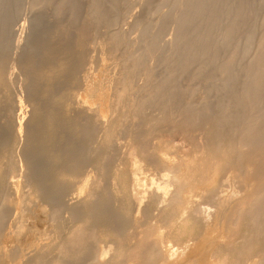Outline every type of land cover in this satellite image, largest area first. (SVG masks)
<instances>
[{"label": "bare ground", "instance_id": "bare-ground-1", "mask_svg": "<svg viewBox=\"0 0 264 264\" xmlns=\"http://www.w3.org/2000/svg\"><path fill=\"white\" fill-rule=\"evenodd\" d=\"M16 1L17 0H3L0 5V77H2L3 80L7 79L8 82L12 83V69L15 67H19L25 72L24 75H26V79L29 80V72L33 69V71L36 72L34 73L35 75L45 74L46 76L48 75L47 78L50 76L55 79H58L60 76L65 77L66 80L70 81L72 86L75 83L76 86L82 87L78 89L82 90L84 88L86 93L81 96L84 98L85 95L88 96L91 94L87 92L94 91L96 89L95 87L100 84L93 83L96 82V80L92 81L94 77L92 79L90 78L92 71L90 72L91 67L88 61L90 60L89 51L91 47H94L92 44L96 45L100 40L101 44L102 42L103 44H109L111 48L108 49L110 50L117 48L120 50V48L123 47L124 50L122 51H125L124 55H122L125 62L122 64L125 65L123 68H125L127 71L125 72L128 75L121 76L125 78L121 79V83H117L118 85L121 84V88L116 93L115 99L117 100L113 99L114 102L118 101L120 104L123 102L124 105L122 104L123 106L121 105V108H125L124 106H126V110L124 109L125 112L128 110V112L133 115L141 116L143 114L144 116L149 112L147 115L149 125L152 124L162 127L161 125H166L169 121H173L176 125L174 127H176L177 130H182L184 135L179 137L181 141L179 146L175 145V138L170 137H164V139L162 137H157V141H151L153 144L151 143L152 146H150V148L148 147L149 145L147 146V136L145 141H141V143L137 142L138 140L134 141L133 144H131L132 141L129 142L131 147L128 157L132 159V178L129 188L126 189V204H124V207L123 204L121 206L123 213L109 210L107 207L109 196L101 186L103 177L107 173V157L104 154V150L100 151L99 148L93 147L95 151L98 152L97 156H92L93 154L91 153V156L88 157V155H83L82 152L77 157L69 158L71 162L69 163V168L66 169V172L61 171L64 173H61L64 177L65 175L68 177L76 176L84 163L87 164L88 162L89 167L86 169L87 172L85 174L86 176H84V181L82 180L84 184L82 187H79L78 195L74 197L71 193L73 192L72 190L67 192L65 189L58 187V184L45 173L29 175V172L35 169L30 162L27 163L25 166L26 168H23L24 170L27 169V171H24L26 173L22 172V174L21 171L23 169L19 170L21 165L18 168L19 162L16 161L17 158L13 155L15 151L13 147H11V149L5 152L6 159L3 157L5 161H0V196H3L2 198L0 197V264H264V28L258 31L257 36V31H254L251 27L254 25L248 24L249 22L252 23V15L257 7L254 1L187 0L186 3L184 2L186 6L183 5L185 7L183 12L182 9L179 7L177 8L181 10V12L179 10L180 13L177 12V14L181 15H178L179 17L176 18L177 32L175 34V39L173 41L171 40L173 44L171 46L170 43L168 49L169 54H166L167 51L165 50L160 54L157 60L158 63L162 64L165 68V72L161 78H157L154 68L149 66L150 64H148V62L150 60L147 61V58L150 56L148 59H152L153 53L156 52V49L159 50L161 47L158 45H160L159 43L163 30L167 28L165 27L167 26V19L170 18L168 15L163 17V20H160L161 18L159 19L163 22L159 27L156 25V28H158L156 31L151 28L154 32L150 30V26L153 24L150 22L151 20L144 21L142 19L144 21L141 22L143 30L141 31L142 34L140 39H137L141 40L139 42L143 43V48L140 47V49L142 48L144 51L143 53L137 54L135 51L131 50V48H133L132 43L134 42L124 41L128 39L124 37L125 32L119 26V21L120 18L123 17V14H134L132 11H128L130 9L128 6L131 4L132 0H88L87 9L85 10L86 16L91 21V26H88L89 23L87 25L88 28H86L87 26L82 27V29L77 32L76 38L72 36L73 33H70L69 27L64 30L56 28L52 31V35H64L66 37L64 38L67 39L66 41L64 39L65 42H60L59 46L49 42L34 47L30 46L31 50L28 55L24 57L20 51H22L23 49L21 50V48L26 45L23 46L22 42L19 41L23 38L15 43L11 40V34L15 32V24L18 19L16 18L17 12H15V15L11 9V7L16 4ZM19 1L20 0H18V3ZM46 1L53 2L54 0ZM56 1L57 6L55 5L53 8H56L55 10L58 15L61 11L64 13L69 11L70 13H68V16L71 15L74 17L70 24L71 28L73 25H77L79 21H77L78 17L76 15V2L74 0ZM151 1L152 0H137L138 5L140 4L144 7L147 5L146 7L149 6V8H151ZM174 1L175 0H164L166 4H172V6L175 4ZM41 2V0L30 1V14L32 15L29 16L30 19L27 18L30 20V27L38 26V23L43 20L41 18L44 17L46 11L42 4L45 0L42 4ZM135 3L132 4L134 5ZM157 6L152 9V12L160 10L158 9L160 6ZM127 7L129 8L128 10H126ZM15 11L17 10L15 9ZM147 12L148 11H146V13ZM62 13L60 14L61 16ZM172 15L174 16V14ZM172 15L170 14V16ZM59 17L57 18L59 19ZM68 20L69 18H67V21ZM85 24L87 23L85 22ZM248 25H250V27ZM101 26H103L102 28H105V30H100V33H98V27L101 29ZM245 26H248L249 29ZM254 29H256V27ZM246 30L248 31L246 32ZM94 31H97L98 35L95 34ZM242 32H245L246 38L244 40L245 43L241 47L239 44L241 42L239 41L243 35ZM47 34L49 36L48 32ZM240 34H242L241 37ZM45 38L47 39L48 37L46 36ZM71 38H74L73 41L70 40ZM98 46L102 48L104 45L101 46L98 44ZM18 49H20L19 53L17 52ZM38 51L40 54L43 53L44 58L37 55ZM115 51L116 50H114V52ZM159 51L161 52V50ZM12 52H14V57L12 61L8 63L5 58L6 54L12 56ZM111 52H113V50H111ZM115 53H117V51ZM155 54L154 56L156 57ZM239 67L243 69V72L237 71ZM138 71H143L147 78L146 84H143L144 86L142 87L136 82L137 79L134 80L135 85L132 83V74L135 72L141 73ZM136 73L134 75H137ZM19 74L20 71L18 72V75ZM145 75L141 76L145 77ZM183 76L186 78L188 76L190 81L201 79L202 82H210L212 84V90H217L215 91L216 93L219 92L217 94L220 95L221 92L220 96H222V93L228 95V101L224 102V97L223 101L219 96L215 105H211L209 101L212 100H209L210 96L207 99L206 97L209 94H206L205 96H201V100L199 99L200 102L198 103L194 100L196 94H198V89L196 87H190L189 85L183 87L179 86L178 79L180 77L183 78ZM44 78L45 77H43V79ZM22 79H19L20 83ZM238 79H241L240 88L235 85ZM54 80L50 79L51 82H54ZM15 81L17 82L18 80ZM94 84L96 85L95 87ZM136 84H138L139 88H137L138 86L136 87ZM102 85H105V83ZM102 85L100 84V87ZM133 86H135L139 95L136 94L138 95L134 96L136 98L130 99V95L133 96L136 92ZM22 87L23 86H21V88ZM98 89L99 88H97V90ZM50 91L51 90H49V92ZM72 91L74 92V90ZM130 91L133 92V94H131ZM57 92L58 93L55 95L59 96L60 91ZM45 93L47 94L48 92ZM100 93L98 95H100ZM64 94H67V91ZM75 95H77L76 92L70 95L67 94V101H69V104H67L69 106H71V104L73 106L76 104L75 107L77 108V104H79V100L82 98H79L76 102L77 97H75ZM109 95L110 93L108 96ZM91 96L94 95H90L89 98H91ZM100 96L98 97L101 99ZM107 99L104 100L106 101ZM61 100L59 101L61 102ZM91 101H88V103ZM101 101H99V103ZM19 102L23 104L22 97H19ZM88 103L86 107L90 108ZM82 104L81 102L79 108L83 107L85 111V106H82ZM105 104L108 106V100ZM114 104L117 103L115 102ZM115 106L116 105H114V107ZM109 107L108 109H110ZM67 108L69 109V107ZM44 109L43 112H46L47 110ZM78 109L76 110L78 111ZM79 110L81 111V109ZM94 110H97V106ZM73 111L75 112V109H73ZM77 111L76 113L79 112ZM66 112L67 111H65V113ZM68 112L72 113L71 110H68ZM107 112L109 113V111H106V113ZM87 113L90 112L87 110ZM96 113L99 120H102L99 124L104 125V119L106 117L104 118L105 114L103 110L99 109V112L97 111ZM46 114L48 113L46 112ZM66 114L68 115V113ZM53 116L55 115L53 114ZM63 116L61 118H63ZM83 116H81L82 118L79 116L80 121L84 118ZM93 116L92 114V117ZM13 117L15 116L13 115ZM61 118H57V120H64ZM77 121H79V119ZM44 122L45 119L41 122L42 125H46ZM74 122L76 121H73V123ZM94 122L96 124V121ZM14 123L13 121V124ZM49 123H51V121ZM107 124L108 122L105 125ZM14 125L16 126V124ZM18 125L20 126V130H26L24 128L25 125L21 126L20 122ZM57 125L60 124L58 123ZM108 125L106 127H108ZM81 126L82 125L76 124L74 128H76L77 131H74L81 138H87L88 135L83 131ZM174 127L172 128L174 129ZM51 128L53 129L55 126ZM58 128L60 127L58 126L57 129ZM107 130L108 129H106V131ZM16 131L18 130L16 129ZM147 134H149V132ZM155 134L153 135L157 136ZM45 137L46 133L43 129V132L27 134L26 138H19L20 140L18 141H22L23 146L27 147L29 145V139H35L40 142V140ZM149 137H151V135ZM101 138H103V136ZM154 139L156 140V138ZM105 140L102 142L107 143V140ZM148 141H150V139ZM7 143V138L0 139V147H6ZM98 145L97 143V146ZM69 146V149L73 148L71 143ZM173 148L176 149L174 153L172 152V150L174 151ZM35 150L38 152L43 151L40 145L36 147ZM172 153H177V155H173ZM60 155L61 153L59 156ZM139 155L148 160L152 157H157V161H160L159 163L166 165H163L165 168L167 167L164 175L158 171L163 178L158 179L157 177L155 180L153 179L154 177H148L150 179L147 183L149 186L144 187L145 180L143 178H145L146 175L141 178L140 173L138 174V171H141L143 167L139 161L136 160V157L140 158ZM1 156L2 155H0V157ZM25 164L26 163H24V165ZM118 164L120 165L121 162ZM158 166L160 167L161 165L158 164ZM112 167H115V165ZM164 167L161 166V168ZM115 168L120 169V167ZM115 168H113L115 173L113 172L114 175L110 180V187L113 188L114 195H118L122 191L119 192L116 187L119 185L117 183L119 170L117 171ZM92 169L96 170V175H94L95 173H93V175L90 174V171H93ZM162 171L165 172L164 170ZM19 173L21 174V178H18ZM49 178L52 180L51 183L49 182ZM192 180H195L194 182H196V180L200 181L204 186L197 187L196 189V187L194 188L191 185ZM26 182L28 186H30L32 198H34V196L38 198L39 196L42 198L39 201L43 199H56V206L51 205L55 206L51 212L53 217H57L58 210L61 211L60 208L63 206L64 208L62 209L67 207L66 211L67 214H69L67 216L74 219H71L74 221L72 226L71 224L70 226H63V224L59 226L58 231H62L64 228V231H62L64 232V236H62L59 242L46 240L43 236L44 231L42 232L43 229L41 228L43 227L45 229V213L48 215L49 212H46L48 210H46L43 207L44 205L40 204L39 201L35 205L36 211L34 214L36 216L34 217H29L27 215L23 210L24 207H22V203L19 202L20 200L16 201L13 207L10 208L8 200L12 195H10L11 192L9 193V191L20 183L21 185L24 183L26 186ZM7 194L10 196L8 197ZM65 197L68 198L66 199ZM80 199H91L95 203L91 204L89 208L84 207L86 211L83 212L82 216L78 213L80 217L76 218L75 216L78 214L75 213L76 209L74 210V204L77 201L82 202ZM42 202H44V200ZM51 202L48 203L54 204V202ZM84 203L86 202H82L81 206H85L86 204L84 205ZM10 209H14L16 216L13 221L9 219L12 223L7 226L9 230L4 232L5 230L3 229L7 224L6 222H8L7 215H9L8 212H10ZM118 210L120 209L118 208ZM97 212L102 213L103 217L93 220L89 219L90 222H88L87 219L90 215H95ZM51 213L50 215H52ZM59 214L61 213H58V215ZM175 219L178 223L193 227L190 228L192 229V242H190L189 237L181 241L176 239L178 242L173 241V243H170L172 240H168L169 233L171 228H173ZM179 225L180 224H178V226ZM183 227L184 226H182V228ZM7 242H9V244Z\"/></svg>", "mask_w": 264, "mask_h": 264}, {"label": "rangeland", "instance_id": "rangeland-1", "mask_svg": "<svg viewBox=\"0 0 264 264\" xmlns=\"http://www.w3.org/2000/svg\"><path fill=\"white\" fill-rule=\"evenodd\" d=\"M30 1L31 0H20L19 1V3H18V0L16 1V4L15 5H13L12 7H11V9H12V12H17V15L19 16H17L16 15V13H15V15H16V18H18L16 21V24H15V32H12V34H11V40L13 41V43H15V42H18V40L19 39H22V40H19V41H21L22 42V45L23 46H25V47H23V48H21V50L23 51H20L21 53H22V55L24 56V57H26L27 55H28V53H29V51L31 50L30 48L31 47H34V46H37V45H41V44H43V43H53V44H57L58 46L60 45V42H65L67 39H65L66 37L64 36V35H52V31L53 30H55L56 28H58L59 30H64L65 28H68L69 30H70V33H73V35L72 36H74L75 38H76V34H77V32H79V30H81L82 29V27H86L89 23V25L88 26H91V21L88 19V17L86 16V10L85 9H87V2H88V0H74L75 2H76V4H77V10H76V15H77V21H79V22H77V25H73V27L71 28V22L73 21L72 19H74V17H72L70 14V16H68V13H70L69 11L67 12H63V11H61L60 13H59V15H58V13L56 12V8L54 7L53 8V6H57V1L56 0H52L53 2H51V1H46L45 0V2H44V0H41L42 2H41V4H42V6H43V8H44V10L46 11V13H45V15H44V17H42L41 19H43V20H41V22L40 23H38V26L36 25V27H30V18H29V16L30 15H32V14H30V12H31V8H30ZM56 1V2H55ZM133 1H135V2H133ZM252 1H254V3L256 4V9H255V11H254V13H253V15H252V23L251 22H249L248 24H251V25H254V26H251L252 27V29L254 30V31H257V33H256V35L258 36V31L259 30H262L263 28H264V23H263V11H264V1H260V0H252ZM261 3H260V2ZM2 2H3V0H1V2H0V5L2 4ZM20 2H21V4H20ZM46 2H48V3H46ZM50 2V3H49ZM181 2V3H180ZM187 2V0H175L174 1V5L172 6V4L170 5V4H166V2H164V0H152L151 1V4H150V7L151 8H149V6L148 7H146L147 5H145V7L144 6H142V5H138V2H137V0H132V2H131V4L127 7V9L126 10H128V11H132V13H134V14H131V13H127V14H123V17H121L120 18V21H119V26L122 28V30L125 32L124 33V37H126V39H128V40H124L125 42H134V43H132V45H133V48H131V50L132 51H135V53H143V47H142V44L143 43H141V42H139V41H141V40H139L140 39V36H141V34H142V30H143V25H142V21L144 20V21H150L151 23H153V24H151V26H150V30L151 31H153L154 32V30L156 31V29H158V28H156V25L159 27L160 26V24L163 22V21H160V20H163L164 18L163 17H165L166 15H168L170 18H168L167 19V23H166V25L167 26H165V27H167L166 29H164L165 30V32H164V30H163V32H162V34H161V38H160V45H158L159 47V50H161V52L158 50V49H156V52H154L153 53V57H152V55H151V57H152V59H148V58H150V56H148V58H147V61H149L148 62V64H150L149 66H152V68H154V71H155V73H156V75H157V78H161L162 76H163V74H164V72H165V68H164V66L162 65V64H159L158 63V57L160 56V54L163 52V51H167V53L166 54H169L168 52H169V47H170V43H171V46H172V44H173V40L175 39V34H176V32H177V19L176 18H178L180 15L179 14H177V12H179V10L180 9H182V12L184 11L183 9H185V7L184 6H186L185 5V3ZM52 3V4H51ZM132 3H135L134 5L132 4ZM184 3V4H183ZM178 4H179V6H178ZM260 4V5H259ZM21 7H20V6ZM160 6V7H158V6ZM184 5V6H183ZM14 6H16V7H14ZM47 6V7H46ZM158 7V9H160V10H157V12H152V9H154L155 7ZM183 6V7H182ZM14 7V8H13ZM180 8L179 10L177 9V8ZM134 8V9H133ZM151 9V10H149V9ZM177 10H176V9ZM15 9L17 10V11H15ZM20 9V10H19ZM172 9H174V10H172ZM14 10V11H13ZM22 10H23V12H22ZM25 10V11H24ZM53 10H54V13H53ZM66 10H68V9H66ZM176 10V11H175ZM258 10V11H257ZM65 11V10H64ZM127 11V12H128ZM135 11V12H134ZM146 11H148L147 13H146ZM159 11V12H158ZM172 11H174V12H172ZM21 12V13H20ZM56 12V13H55ZM63 12V13H62ZM161 12V13H160ZM165 12V13H164ZM169 12V13H168ZM180 12H181V10H180ZM179 12V13H180ZM62 13V16H63V14H64V16L62 17L60 14ZM160 13V14H159ZM56 14V15H55ZM130 14V15H129ZM170 14L172 15V14H174V16L172 15V16H170ZM25 15V16H24ZM53 15H55V16H53ZM58 15V16H57ZM84 15V16H83ZM163 15V16H162ZM179 15V16H178ZM60 16V17H59ZM127 16V17H126ZM132 16V17H131ZM155 16V17H154ZM156 16H158V17H156ZM46 17V18H45ZM57 18V17H59V19L57 18V19H55V18ZM256 17V18H255ZM27 18H29V19H27ZM62 18V19H61ZM67 18H69V20L67 21ZM84 18H86V19H83ZM161 18V19H160ZM53 21H52V20ZM82 19V20H81ZM139 19V20H138ZM143 19V20H142ZM160 19V20H159ZM27 20H29V21H27ZM26 21V22H25ZM43 21V22H42ZM55 21V22H54ZM89 21V22H88ZM127 21V22H126ZM136 21V22H135ZM143 21V22H144ZM172 23H171V22ZM176 23H175V22ZM256 21V22H255ZM28 22V23H27ZM66 22V23H65ZM81 22H83L84 24H85V22L87 23V24H83V23H81ZM131 22V23H130ZM140 22V23H139ZM155 22H157V23H155ZM174 22V23H173ZM43 23V24H42ZM48 23H49V25H48ZM54 23V24H53ZM82 24V25H80V24ZM124 23V24H123ZM133 23V24H132ZM159 23V24H158ZM254 23V24H253ZM57 24V25H56ZM137 24V25H136ZM176 24V25H175ZM31 25H32V22H31ZM80 25V26H79ZM139 25V26H138ZM141 25H142V29H141ZM170 25H171V27H170ZM58 26V27H57ZM66 26V27H65ZM80 28H79V27ZM88 26L86 27V28H88ZM249 27H250V25H248ZM248 26H245V27H247L248 28ZM30 27V28H29ZM76 27V28H75ZM79 29H78V28ZM103 26H101L100 28L101 29H99V27H98V33H100V30H105V28H102ZM134 27H136V28H134ZM140 27V28H139ZM155 27V28H154ZM256 27V29H254ZM128 28V29H127ZM151 28H153V29H151ZM25 29V30H24ZM74 29H76V30H74ZM136 29V30H135ZM170 29V30H169ZM249 29V28H248ZM13 30V31H14ZM18 30V31H17ZM74 31V32H73ZM76 31V32H75ZM97 31L95 32V34H97L98 35V33H97ZM245 31V30H244ZM248 30H246V32H247ZM47 32L49 33V36H48V34H47ZM60 32V31H59ZM170 32V33H169ZM14 33V34H13ZM137 33V34H136ZM243 33V35L242 34H240V37H241V35H242V37H241V39H240V41L239 42H241V43H239L240 44V46L242 47L243 46V44L245 43V38H246V34H245V32H242ZM20 34V35H19ZM167 34V35H166ZM22 35V36H21ZM26 35V36H25ZM127 35V36H126ZM165 35V36H164ZM21 38H20V37ZM48 37L47 39L45 38V37ZM65 37V38H64ZM163 37V38H162ZM174 37V38H173ZM239 37V38H240ZM14 38V39H13ZM18 38V39H17ZM135 38V39H134ZM137 38H139V39H137ZM64 39H65V41H64ZM73 39L74 38H71L70 40H72L73 41ZM125 39V38H124ZM164 41H163V40ZM17 40V41H16ZM172 40V41H171ZM164 42V43H163ZM59 43V44H58ZM61 43V44H62ZM98 44H100L101 46L102 45H104V46H102V48L100 47V46H98ZM136 44V45H135ZM107 45V46H106ZM140 45V46H139ZM31 46V47H30ZM92 46H94V47H91V50L89 51V55L91 56H89V58H90V60H88L89 61V65H90V72H91V74H90V78L92 79L93 77V79H92V81L94 80H96V82H93V83H96V84H98V83H100L101 85L102 84H104L105 83V85H102L101 87H100V84H98L97 86L94 84V87L96 88L94 91L95 92H102V93H100V95H98L99 93L97 92V93H95L94 91H90V92H87L88 94H90V95H94V96H91V98H89L90 97V95H85L84 96V98L83 97H81V96H83L86 92H85V90H84V88L81 90V89H78V88H82V87H79V86H76V84L74 83L73 84V86L70 84V81H68V80H66V78L65 77H62V76H60L58 79H55V78H52V77H48L49 78V80H48V78H47V76L45 75V74H43V75H35L34 73H36V72H34L33 71V69L31 70V72H29L30 73V79L29 80H27L26 79V75H24L25 74V72H23L19 67H15V68H13L12 69V72H13V79H12V83H14V84H12V83H10V82H8V80L7 79H4L3 80V78L2 77H0V110L2 111H0V139H2V138H7L8 139V143H7V145H6V147H3V146H1L0 147V155H2L1 157H0V161H5V159H6V157H5V152H7L9 149H11V147H13V150L15 151V153L13 154L14 155V157L15 158H17L16 159V161L17 162H19L18 164V168H19V166H20V169L19 170H22L26 165H27V163H31L34 167H35V169L33 170V171H30L29 172V175H39L40 173H45L46 175H48L55 183H57L58 184V187H60V188H62V189H65L67 192H69V191H73V192H71L72 193V196H76V195H78L77 193H78V191H79V187H82V185L84 184V183H82L83 181H84V176H86L85 174H86V172H87V170L86 169H88L89 167H88V162H87V164L86 163H84V165H83V167L81 168V170L79 171V173L76 175V176H74V177H71V176H67V175H65V177H64V173L63 172H66V169H68L69 168V163H71L70 162V160H69V158H71V157H77L78 155H80L82 152H83V155L85 154V155H88V157L89 156H91V153L93 154L92 156H97L98 155V152H96L95 151V149L94 148H99V150L100 151H103L104 150V154H105V156L107 157V162H106V167H107V173H106V175L103 177V182L101 183V186L104 188L103 190L105 191V193L109 196V200H108V204H107V207H108V209L109 210H114V211H116V212H121V213H123L122 212V210H121V206H122V204H123V207H124V204H126V195H127V192H126V189L127 188H129V185H130V182H131V178H132V175H131V170H132V159H130L129 157H128V153H129V150H130V145L131 144H133V142L134 141H137V142H139V143H141V141H145V139H146V136H147V146L150 148V146H152V142H155V141H157V139L158 138H163L164 139V137H166V138H175V141H174V143H175V145H178L179 146V144L181 143V141L179 140L180 138L179 137H181L182 135H184V133L182 132V130H177V128L176 127H174V126H176L175 125V123L173 122V121H169L168 123H166V125L165 124H163V125H161L162 127H160V126H156V125H152V124H150L149 125V123H148V113H146L144 116H143V114L140 116V115H133L132 113H129L128 112V110L125 112V108H126V106H124L125 108H121V105L123 104L124 105V103L122 102L121 104L120 103H118V101H115L117 104H118V106H117V104H114L115 102H114V100H117V99H115L116 98V93L120 90V88H121V84L120 85H118L119 83H121L120 81H121V79L122 78H125V77H121V76H125V75H128L126 72V70H125V68H123L125 65L124 64H122V63H124L125 61H124V58H123V56L122 55H124V52L125 51H122V50H124L123 49V47L122 48H120V50L118 49H111V50H113V52H111V50L110 49H108V48H111V47H109V44H107V43H104L103 44V42H102V44H101V41L99 40V42L95 45H93L92 44ZM106 47H107V49H106ZM140 47H142L141 49H140ZM92 48H94V49H92ZM163 50H162V49ZM19 50L20 49H18L17 50V52L19 53ZM109 50V51H108ZM114 50H116L117 51V53H115L114 52ZM158 50V51H157ZM122 51V52H121ZM140 51V52H139ZM91 52V53H90ZM100 52V53H99ZM120 52V53H119ZM160 52V53H159ZM156 53V54H155ZM112 54V55H111ZM121 54V55H120ZM154 54L156 55V57L154 56ZM37 55L39 56V57H43L44 58V55H43V53H39V51L37 52ZM105 55V56H104ZM14 57V52H12V56L11 55H9V54H6V62H8V63H10L11 61H12V58ZM93 57V58H92ZM122 57V58H121ZM156 58V59H155ZM121 59H123V60H121ZM93 60V61H92ZM123 61V62H122ZM154 63V64H153ZM158 63V64H157ZM7 64V63H6ZM161 65V66H160ZM115 66V67H114ZM119 68V69H118ZM20 71V76L18 75V70ZM162 70V71H161ZM15 71V72H14ZM126 71V72H125ZM237 71L238 72H243V69L241 68V67H239L238 69H237ZM111 72V73H110ZM113 72V73H112ZM119 72V73H118ZM125 72V73H124ZM137 72V71H136ZM135 72V73H136ZM138 72H141V73H136L137 75H134V74H132V76H133V78H132V83L135 85V83H134V80L135 79H137V83L139 84V86H144L145 84H146V81H147V78H146V75H145V73L143 72V71H138ZM144 74H143V73ZM17 74V75H16ZM93 74V75H92ZM145 75V77H142L141 75ZM16 75V76H15ZM22 75V76H21ZM120 75V76H119ZM19 76V77H18ZM24 76V77H23ZM34 76V77H33ZM37 76V77H36ZM137 76V77H136ZM186 76V75H185ZM185 76H183V78L182 77H180L178 80V84H179V86H187V85H189L190 87H196L197 89H198V91H197V93L198 94H196V97H195V101H197L198 103L200 102V100H201V96H205L206 94L208 95L206 98L208 99L209 98V96H210V98H209V100H212V101H209V102H211L210 104L211 105H215V103L217 102V99H218V97L221 95V92H220V95L219 94H217V93H219V92H215V91H217V90H215L214 91V89L212 90V84L209 82H205V81H201V79H196V80H193V81H190L189 79H188V76H187V78L185 77ZM15 77V78H14ZM23 79H22V78ZM43 77H45L44 79H43ZM43 80H42V79ZM143 78V79H142ZM145 78H146V80H145ZM182 78V79H181ZM19 79H22L21 80V83H20V80ZM50 79H55L54 80V82H51L50 81ZM101 79H102V81H101ZM188 79V80H187ZM15 80H18L17 82L15 81ZM101 82H100V81ZM116 80V81H115ZM119 80V81H118ZM187 80V81H186ZM139 81V82H138ZM196 81V82H195ZM16 82V83H15ZM48 82H50V83H48ZM103 82V83H102ZM143 82V83H142ZM241 79H238L236 82H235V85H236V87H238V88H240L241 87ZM7 83V84H6ZM23 83H25V84H23ZM48 83V84H47ZM118 83V84H117ZM17 84V85H16ZM138 84H136V87L138 86ZM141 84V85H140ZM144 84V85H143ZM181 84V85H180ZM204 84V85H203ZM5 87H4V86ZM10 85V86H9ZM14 85V86H13ZM12 86V87H11ZM21 86H23L22 88H21ZM53 86V87H52ZM104 86V87H103ZM117 86V87H116ZM119 86V87H118ZM139 86L137 87V88H139ZM93 87V88H94ZM209 87V88H208ZM7 88V89H6ZM12 88H13V90H12ZM16 88H18V89H16ZM97 88H99L98 90H97ZM104 88H106V89H103ZM119 88V89H118ZM133 88H135V86H133ZM20 89V90H19ZM23 89H24V91H23ZM46 89V90H45ZM51 90L50 92H49V90ZM115 89V90H114ZM136 89V88H135ZM206 89V90H205ZM71 90V91H70ZM72 90H74V92H76V94L77 95H75V97H77V100H76V102L79 100V98L81 99V100H79L80 102H79V104H77L78 105V107L76 108L75 107V105L76 104H74V106L71 104V106H73V107H71V106H69L68 104H69V101H67L68 100V97H67V94H71V93H74ZM78 90H79V92H78ZM97 90V91H96ZM108 90V91H107ZM4 91V92H3ZM8 91V92H7ZM57 91H60L59 93V96H56L55 94L56 93H58ZM66 91H67V94H64V93H66ZM69 91V92H68ZM104 91H105V93L106 92H108V93H104ZM203 91V92H202ZM210 91V92H209ZM25 92V93H24ZM45 92H48L47 94L45 93ZM78 92V93H77ZM131 92V91H130ZM209 92V93H208ZM23 93V94H22ZM81 93V94H80ZM93 93H95V94H97V95H95V94H93ZM110 93V95H111V97H110V95L108 96V94ZM114 93V94H113ZM7 94V95H6ZM12 94V95H11ZM25 94V95H24ZM83 94V95H82ZM103 94V95H102ZM131 94H133V92H131ZM136 94H138L137 93V89H136V92H135V94L133 95V96H131L130 95V99H134V98H136V97H134ZM217 94V95H216ZM9 95V96H8ZM55 95V96H54ZM79 95V96H78ZM105 95V96H104ZM139 95V94H138ZM138 95H136V96H138ZM224 95V96H223ZM63 96V97H62ZM87 96V97H86ZM98 96H100L101 97V99L98 97ZM103 96V97H102ZM19 97H22V101H23V104L22 103H20L19 102ZM96 97V98H95ZM108 99H107V98ZM223 97H224V100H223ZM227 97H228V95H226L225 93H222V96H220L219 98L221 99L222 98V100L224 101V102H226V101H228L227 100ZM12 98V99H11ZM58 100H57V99ZM64 98H66V99H64ZM70 98V97H69ZM97 98H98V100H97ZM226 98V99H225ZM229 98V97H228ZM62 99V100H61ZM76 99V98H75ZM92 101H91V100ZM96 99V100H95ZM100 99V100H99ZM104 99H107L108 100V106L105 104V102H107V100L105 101ZM114 99V100H113ZM198 99V100H197ZM200 99V100H199ZM59 100H61V102L59 101ZM83 100V101H82ZM85 100H87V101H85ZM102 100V101H101ZM105 102H104V101ZM28 101V102H27ZM63 101H64V104H63ZM88 101H91V102H89L88 103ZM99 101H101L100 103H99ZM112 101V102H111ZM8 102V103H7ZM12 102V103H11ZM60 103V104H58V103ZM81 102L83 103L82 104V106H85V111H84V108L83 107H81V108H79L80 106V104H81ZM88 103V106H90V108H91V105H92V108L90 109L89 107H86L87 105V103ZM103 102V103H102ZM11 103V104H10ZM32 103V104H31ZM68 103V104H67ZM86 103V104H85ZM112 105H111V104ZM179 103V102H178ZM13 104V105H12ZM47 104H48V106H47ZM67 104V105H66ZM85 104V105H84ZM90 104V105H89ZM103 104V105H102ZM4 105V106H3ZM69 107V109L66 107ZM102 105V106H101ZM114 105H116L115 107H114ZM122 105V106H123ZM47 106V107H46ZM93 106H94V108L96 109V106H97V110H94V108H93ZM109 106H111V107H109ZM44 107H45V109H44ZM101 107V108H100ZM105 107V108H104ZM106 107H107V110H106ZM108 107L111 109H108ZM120 107V108H119ZM65 108H67V109H65ZM81 109V111L79 110V109ZM83 108V109H82ZM119 108V109H118ZM9 109V110H8ZM43 109L44 110H47L46 112L48 113V114H46V112L44 111L43 112ZM73 109H75V112L73 111ZM76 109H78V111L76 110ZM93 109V110H92ZM99 109H102L103 110V113L105 114V116H104V125H101V124H99V122H102V120L100 121L99 120V117L97 116V111L99 112ZM112 109H115V110H112ZM117 109V110H116ZM125 109V110H124ZM67 111L66 113H68V115L65 113V111ZM68 110H71V112L72 113H69L68 112ZM82 110H83V112H82ZM87 110L90 112V113H87ZM10 111V112H9ZM13 111V112H12ZM61 111V112H60ZM76 111L78 112V113H76ZM96 111V112H95ZM106 111H109V113L107 112L106 113ZM41 112V113H40ZM42 112H43V114H42ZM86 112V113H85ZM111 112V113H110ZM9 113V114H8ZM12 113V114H11ZM56 113V114H55ZM57 113H59V114H57ZM60 113H61V115H60ZM64 113H65V115H64ZM75 113V114H74ZM81 113V114H80ZM53 114L56 116H53ZM64 116H63V115ZM69 114H71V115H69ZM78 114H79V116L81 117V116H83L84 118L83 119H81L82 121H80V117L78 116ZM83 114V115H82ZM92 114L95 116V118H97V119H95L94 118V116L92 117ZM107 114V115H106ZM109 114V115H108ZM114 114V115H113ZM127 114V115H126ZM13 115L15 116V117H13ZM59 115V116H58ZM67 115V116H66ZM12 116V117H11ZM50 116V117H49ZM52 116V117H51ZM58 116V117H57ZM63 116V118H61ZM69 116V117H68ZM78 116V117H77ZM132 116V117H131ZM40 117V118H39ZM55 118V120H54V118ZM109 119H108V118ZM43 118V119H42ZM49 118H50V120H49ZM57 118H61V119H64V120H67V121H64V120H57ZM79 119V121H77L78 119ZM82 118V117H81ZM94 118V119H93ZM120 118V119H119ZM129 118V119H128ZM15 119V120H14ZM40 119H42V120H40ZM44 119H45V124L46 125H42V123L41 122H43L44 121ZM48 119V120H47ZM55 121H53V120ZM69 119V120H68ZM72 120V121H71ZM90 120V121H89ZM99 120V121H98ZM107 120H109V121H107ZM120 120V121H119ZM125 120V121H124ZM13 121L15 122L14 124H16V126H18V127H16L14 124H13ZM47 121H48V123H47ZM51 121V123H49ZM62 123H61V122ZM72 123H70V122ZM73 121H76V122H74L73 123ZM93 121V122H92ZM94 121H96V124H95V122ZM98 121V122H97ZM106 121V122H105ZM123 121V122H122ZM146 121V122H145ZM19 122H20V125L22 126V125H25L24 126V128L26 129V130H20L19 129ZM53 122V123H52ZM61 125H57L58 123ZM66 122V123H65ZM78 122V123H77ZM81 122H83V123H81ZM85 122V123H84ZM108 122V127H106L107 125H105L106 123ZM120 122V123H119ZM129 122H131V123H129ZM43 123V124H44ZM65 123V124H64ZM68 123V124H67ZM69 123H70V125H69ZM92 123H94V124H92ZM147 123H148V125H147ZM57 126H56V125ZM76 124H79V125H82L81 127H82V129H83V131L84 132H86L87 133V135H88V137L87 138H81L75 131H77V129L76 128H74L75 127V125ZM111 124V125H110ZM114 124V125H113ZM170 124V125H169ZM38 125V126H37ZM48 125V126H47ZM49 125H50V127H49ZM52 125V126H51ZM68 125V126H67ZM93 125V126H92ZM44 126V127H43ZM55 126V128H51V127H54ZM60 127V128H58L57 129V127ZM103 126V127H102ZM124 126V127H123ZM147 126V127H146ZM150 126H152V127H150ZM64 127V128H63ZM108 129L107 131H106V129ZM145 127V128H144ZM159 127V128H158ZM172 127H174V129L172 128ZM98 128H100V129H98ZM103 128V129H102ZM122 128V129H121ZM16 129L18 130V131H16ZM43 129H44V131H45V133H46V137L45 138H43V139H41L40 140V142H38V140H35V139H29V145L27 146V147H24L23 146V143H22V141H18V140H20L21 138L22 139H24V138H26L27 137V134H31V133H36V132H43ZM102 129V130H101ZM105 129V130H104ZM112 129V130H111ZM118 129V130H117ZM173 129V130H172ZM42 130V131H41ZM47 130V131H46ZM52 130V131H51ZM59 130V131H58ZM75 130V131H74ZM111 130V131H110ZM21 131V132H20ZM49 131H51V132H49ZM55 131V132H54ZM110 131V132H109ZM119 131V132H118ZM154 131V132H153ZM156 131V132H155ZM52 132H53V134H52ZM56 132H57V134L59 135H57L56 134ZM59 132V133H58ZM96 132V133H95ZM99 132V133H98ZM104 132H105V134H104ZM149 132V134L151 135V137H149L150 135L149 134H147ZM21 133V134H20ZM50 133H51V135H50ZM109 133V134H108ZM119 133V134H118ZM156 133V134H155ZM159 133H162V134H159ZM61 134V135H60ZM67 134V135H66ZM133 134V135H132ZM144 134H145V136H144ZM147 134V135H146ZM153 134H155V135H157V136H154ZM174 134V135H173ZM16 135V136H15ZM20 135V136H19ZM49 135V136H48ZM53 135H55V136H53ZM57 135V136H56ZM103 136V138H101L102 136ZM149 135V136H148ZM162 135H164V136H162ZM178 135V136H177ZM26 136V137H25ZM51 136V137H50ZM176 136V137H175ZM49 137V138H48ZM106 137V138H105ZM158 137V138H157ZM20 138V139H19ZM94 139V141H93V139ZM100 138H101V140L102 141H104L105 139L107 140V143L105 142H102L101 140H100ZM131 138H133V139H131ZM135 138V139H134ZM137 138V139H136ZM143 138V139H142ZM150 139V141H148L149 139ZM154 138H156V140L154 139ZM165 138V139H166ZM92 139V140H91ZM97 139H99V140H97ZM90 140H91V142H90ZM96 140V141H95ZM105 140V141H106ZM154 140V141H153ZM100 141V142H99ZM132 141V142H131ZM152 141V142H151ZM177 141H178V143H177ZM93 142V143H92ZM129 142H131V144H129ZM14 143V144H13ZM72 144L73 145V148L72 149H69L70 148V146H69V144ZM89 143V144H88ZM97 143L99 144L98 146H97ZM125 143V144H124ZM152 143V144H151ZM12 144V145H11ZM18 144V145H17ZM92 144V145H91ZM14 145V146H13ZM42 146V152H38V151H36L35 149H36V147H38V146ZM49 145V146H48ZM91 145V146H90ZM96 145V146H95ZM104 145V146H103ZM124 145V146H123ZM16 146V147H15ZM99 146H101V147H99ZM94 147V148H93ZM21 148V149H20ZM122 148V149H121ZM174 149V151L172 150V152L174 153L175 152V148H173ZM19 150V151H18ZM95 151V154H94V151ZM52 154H51V153ZM106 152H107V155H106ZM61 153V155L59 156V154ZM172 153V154H173ZM178 153V152H177ZM177 153H175V154H173V155H177ZM18 154V155H17ZM21 154V155H20ZM140 154V153H139ZM172 154H171V156H172ZM141 155V154H140ZM139 155V156H140ZM3 157L5 158V159H3ZM19 157V158H18ZM143 157V156H142ZM141 156H140V158H138V157H136V160H138L139 161V163L141 164V166H143L142 167V169H141V171L139 170L138 171V174L140 173V177L141 178H143L145 175V178H143L145 181H144V187H148L149 185L147 184L148 182H149V178H152V177H154L153 179H157V177H158V179L160 178H163V176L162 175H164V173H166V169H167V167L165 168L164 166H166V165H164V164H161V163H159L160 161H157L158 159H157V157H152V158H150L149 160L146 158L145 159V157L144 158H142ZM68 160H69V162H68ZM141 161V162H140ZM121 162V164L119 165L118 163H120ZM157 164H156V163ZM24 163H26L25 165H24ZM119 166H118V165ZM149 164V165H148ZM158 164L159 165H161L162 167H164V168H161V166L159 167L158 166ZM115 165V167H120V169L118 168V169H116L115 167H112V166H114ZM164 165V166H163ZM85 167V168H84ZM150 167V168H149ZM26 168V167H25ZM113 168H115V170H119L118 171V175H117V183L119 184V185H117L116 187L118 188V190H119V192H121V193H119L118 195L116 194V195H114V191H113V188H111L110 187V180L112 179V177H113V175H114V169ZM164 170L165 172H163L162 170ZM112 169H113V171H112ZM148 169V170H147ZM154 169V170H153ZM93 171H90L91 173L90 174H92L93 175V173H95V171L96 170H94V169H92ZM157 172H156V171ZM24 171H27V169L26 170H22L21 171V173L22 172H24ZM61 171H63V172H61ZM146 173H145V172ZM158 171L160 172V173H162V175L160 174V173H158ZM20 172V171H19ZM114 172V173H113ZM24 173H26V172H24ZM58 173V174H57ZM61 173H63V174H61ZM111 173H112V175H111ZM141 173H143V174H141ZM157 173V174H156ZM23 174V173H22ZM20 175V176H19ZM19 175H18V178H21V174L19 173ZM94 175H96V173L94 174ZM160 175H161V177H160ZM63 176V177H62ZM78 176V177H77ZM111 176V177H110ZM33 177V176H32ZM60 177H62V178H60ZM67 177V178H66ZM79 177H81V178H79ZM83 177V178H82ZM149 177V178H148ZM49 178V182L51 183L52 182V180ZM72 178V179H71ZM74 178V179H73ZM78 178V179H77ZM147 178V179H146ZM65 179V180H64ZM66 179H67V181H66ZM81 179V180H80ZM57 180V181H56ZM72 180V181H71ZM80 180V181H79ZM83 180V181H82ZM65 181V182H64ZM195 180H192L191 181V185H192V187H196V189H197V187H200V186H204V184H201V182L200 181H197L196 180V182H194ZM18 185V186H17ZM16 186H14L10 191H9V193H10V195H12L11 196V198H9V206H10V208L11 207H13V204L16 202V201H19V202H21L22 203V207H24L23 208V210L27 213V215L29 216V217H34V216H36L34 213H35V211H36V207H35V205H36V203H38V201L39 200H41L42 198L41 197H39L38 196V198H36L35 196H34V198H32L33 196H32V194H31V189H30V186H28V184H27V182H26V186H25V184L24 183H22V185H21V183L20 184H17ZM16 187V188H15ZM18 187H19V189H18ZM24 187V188H23ZM15 188V189H14ZM75 189V190H74ZM124 189V190H123ZM15 190V191H14ZM29 190V191H28ZM14 191V192H13ZM76 193H75V192ZM73 193H75V194H73ZM14 194V195H13ZM123 194V195H122ZM9 195V196H10ZM7 196H8V194H7ZM8 196V197H9ZM18 196V197H17ZM71 196V197H72ZM119 196V197H118ZM1 198L3 197L2 195L0 196ZM66 199L68 198V197H65ZM54 199V198H53ZM53 199H50L52 202H54V204L48 199H43L44 200V202H42V201H39V203L40 204H43L44 206V208L46 209V210H48V211H46V212H49V214L47 215V213H45L46 214V217H45V215H44V217L47 219H45V221H46V223H45V229L42 227L41 229H43L42 230V232H43V236L46 238V240H49V241H53V242H59L60 240H61V238H62V236H64V232H62V231H64V228H63V230L61 231H58L59 230V226L61 225V224H63V226H70V224H71V226L73 225V218H71L70 216H67V215H69V214H67V211H66V208L65 209H62V208H64L63 206H61V208H60V210L61 211H59L58 210V213H61V214H59L58 215V213H57V217H53V214L51 213L52 212V210H53V208L56 206L55 204V200L56 199H54V201H53ZM80 200H82V199H80ZM87 200V201H86ZM83 199L82 200V202H86V203H84V205L85 206H81V204H82V202L80 201H77L74 205V210H75V213L76 214H78V213H80L81 215L80 216H82V214H83V212L84 211H86V209L84 210V207L85 208H89V206L91 205V204H94L95 202L93 201V200H91V199ZM46 201V202H45ZM122 201V202H121ZM42 202V203H41ZM48 202H51L52 204H50V203H48ZM90 202V203H89ZM125 202V203H124ZM12 203V204H11ZM78 203H80V204H78ZM87 203H88V206H87ZM48 204V205H47ZM50 204V205H49ZM76 204H78V205H76ZM24 205V206H23ZM51 205H55V206H51ZM50 206V207H49ZM26 207V208H25ZM49 208H51V209H49ZM118 208L120 209V210H118ZM81 209H82V212H81ZM65 210V211H64ZM88 210V209H87ZM63 211V212H62ZM124 211V210H123ZM13 213H14V215H13ZM50 213L52 214V215H50ZM8 214L10 215H7L6 217H7V221L9 222H6L7 224L5 225V228L3 229V230H5L4 232H6L7 230H9L8 228H7V226H9L11 223H12V221H13V219H14V217L16 216V214H15V212H14V209H10V212H8ZM12 214V215H11ZM63 215V216H62ZM12 216V217H11ZM47 216H49V217H47ZM52 216V217H51ZM61 216V217H60ZM79 216V214L78 215H76L75 217L76 218H78V217H80ZM10 217V218H9ZM67 217V218H66ZM69 217V218H68ZM100 217H103V214L102 213H99V212H97V213H95V215L93 214V215H90V217L87 219L88 220V222H90L89 221V219L90 220H93V219H96V218H100ZM12 218V219H11ZM53 218V219H52ZM61 219V220H59V219ZM12 220V221H10V220ZM65 219V220H64ZM71 219H73V220H71ZM55 220V221H54ZM66 220H69V221H66ZM57 221V222H56ZM60 221V222H59ZM175 221V223H174V225H173V228H171V231H170V233H169V238H168V240H172V242H170V243H173V241H175V242H178V241H176V239L177 240H179V241H181V240H184V239H188L189 237H190V242H192L193 240H192V235H191V230L192 229H190V228H193V227H191V226H189V225H187V224H182V223H178V221L175 219L174 220ZM176 221H177V223H176ZM55 222V223H54ZM63 222V223H62ZM72 222V223H71ZM111 222V221H110ZM109 222V223H110ZM58 224V225H57ZM177 224V225H176ZM178 224H180L179 226H180V228H179V226H178ZM188 226V228H187V226ZM55 226H58V227H55ZM175 226H177V227H175ZM182 226H186L185 227V229H187V230H185L184 229V227L182 228ZM62 227V226H61ZM175 227V228H174ZM55 228H56V230H55ZM178 228V229H177ZM179 229H181V230H179ZM172 231H174V232H172ZM41 232V233H42ZM61 232V233H60ZM59 233V234H58ZM174 233V234H173ZM171 234H173V235H171ZM3 235V234H2ZM58 236V237H57ZM57 237V238H56ZM171 237V238H170ZM173 237V238H172ZM48 238V239H47ZM174 242V243H175ZM8 244H9V242H7ZM11 244H13V243H11Z\"/></svg>", "mask_w": 264, "mask_h": 264}]
</instances>
